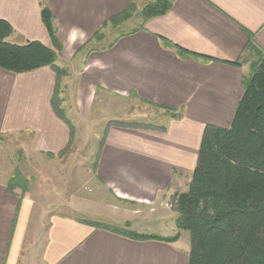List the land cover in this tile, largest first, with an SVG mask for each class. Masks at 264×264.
Here are the masks:
<instances>
[{
  "label": "crops",
  "instance_id": "crops-1",
  "mask_svg": "<svg viewBox=\"0 0 264 264\" xmlns=\"http://www.w3.org/2000/svg\"><path fill=\"white\" fill-rule=\"evenodd\" d=\"M132 3L0 0V20L14 29L10 43L37 41L60 54L57 66L69 69L62 86L69 85L72 108L80 115H89L98 93L134 97L183 114L166 120V131L107 126L91 178L96 198L79 193L71 198L72 212H86L87 204L86 213L102 223H129L134 231L155 235L136 228L167 220L162 202L187 190L206 126H231L244 80L264 60V0H173L165 15L134 33L121 36L104 27ZM43 8L53 15L60 52L42 21ZM106 31L118 32L105 45L89 46ZM163 39L192 56H179ZM56 86L51 67L22 74L0 67V264H189L188 241L134 239L74 215L50 219L44 213L32 193L33 172L38 163L63 157L70 143V129L53 107ZM16 174L29 181L27 191L24 183L11 187ZM43 235L41 260L32 263L33 244Z\"/></svg>",
  "mask_w": 264,
  "mask_h": 264
},
{
  "label": "trees",
  "instance_id": "trees-1",
  "mask_svg": "<svg viewBox=\"0 0 264 264\" xmlns=\"http://www.w3.org/2000/svg\"><path fill=\"white\" fill-rule=\"evenodd\" d=\"M172 4L173 0H155L138 11L132 3L127 10L111 17L104 27L118 30L121 36L134 33L148 20L165 15ZM41 17L54 46L59 50L61 47L50 9L43 8ZM134 17L139 22L130 30L124 28ZM13 33V27L7 21L0 20V67L16 74L46 67L56 72L53 107L70 129L69 146L62 152L66 154L75 138V127L69 121L60 99L62 81L69 75L68 70L57 66L58 54L40 42L32 41L24 45L10 43L8 38ZM97 37H101V34H97ZM163 44L183 58L192 56L166 39H163ZM234 64L239 65L240 62ZM244 86L245 93L238 103L231 126H206L197 166L188 188L171 198L176 225L174 236L164 238L129 230V223L117 225L82 221L134 239H158L174 243L185 234L190 247L189 264H264V60L253 75L244 80ZM144 103L162 110L168 119L183 117L181 112ZM112 125L167 130L165 124L135 126L115 122ZM21 183H24L22 189L27 191L29 181L16 174L11 187L20 186Z\"/></svg>",
  "mask_w": 264,
  "mask_h": 264
},
{
  "label": "rangeland",
  "instance_id": "rangeland-1",
  "mask_svg": "<svg viewBox=\"0 0 264 264\" xmlns=\"http://www.w3.org/2000/svg\"><path fill=\"white\" fill-rule=\"evenodd\" d=\"M149 1L153 2L155 0H134V3L137 7H142V5H145ZM137 22H139V20L134 17L125 24L124 28L130 30ZM117 32L118 31H106L101 37H97L99 39H93L94 42L92 41L89 46L92 47L91 45L93 44H96V46L105 45L114 38ZM61 49L62 47L57 50L60 52ZM55 52L58 54V59L60 60V54L57 51ZM81 55L82 53L79 54V57ZM63 68L68 70L69 74V69L66 67ZM63 89L67 99V105L64 108L68 119L75 127L74 143L63 157L49 164L38 163L36 165V173L33 172L35 179L33 180L32 193L41 199L43 208L47 209L44 210V213H47L50 219L53 215H74L83 220L100 222L90 217L89 215L91 214L86 213L88 212L86 210L87 204L83 205V209L86 212H72L71 198L77 193L92 199L96 198L94 195L97 193L94 189L97 185L95 184L96 181H91V178L94 176L96 157L99 154L107 126L115 122H123L135 126L144 124L162 126L165 124L168 116H165L162 110L154 109L153 106L135 99L134 97L127 99L116 96L104 97L101 94L98 96V93L89 115L85 117L77 113V110H73L69 85H63L62 90ZM69 106H71V109H69ZM42 176L45 178L47 176V178L44 179ZM171 198L172 196H169L162 202L164 205H161V208H164L165 216H169V219L163 220L161 225L156 222L157 225L155 226L153 223V225L147 224L146 228L137 227L136 229L140 231H143L142 229H149V231L153 230L151 234L160 236H174L176 233L174 229L176 227L172 221L173 206L171 205ZM127 228L129 230H134L130 227ZM45 232L46 228L44 227L43 234ZM45 236L46 235H43L41 241L37 243L34 242L33 244L32 250L36 254V257L32 260V263L33 261L39 263L41 260L40 256L44 249ZM182 237L181 244H184L188 239L185 234H183Z\"/></svg>",
  "mask_w": 264,
  "mask_h": 264
}]
</instances>
